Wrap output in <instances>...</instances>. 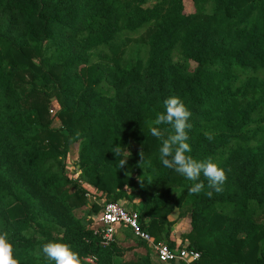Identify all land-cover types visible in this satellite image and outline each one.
Returning a JSON list of instances; mask_svg holds the SVG:
<instances>
[{"label":"trees","instance_id":"16d2710c","mask_svg":"<svg viewBox=\"0 0 264 264\" xmlns=\"http://www.w3.org/2000/svg\"><path fill=\"white\" fill-rule=\"evenodd\" d=\"M147 1L0 0V233L19 264H54L49 241L80 264H151L123 259L116 240L101 246L98 209L75 213L84 185L105 202H138L155 241L199 254L189 264H264V0H152L136 16ZM137 41L144 51L127 54ZM173 96L191 112L187 155L225 170L212 198L162 165L149 132Z\"/></svg>","mask_w":264,"mask_h":264},{"label":"clouds","instance_id":"9594fccd","mask_svg":"<svg viewBox=\"0 0 264 264\" xmlns=\"http://www.w3.org/2000/svg\"><path fill=\"white\" fill-rule=\"evenodd\" d=\"M163 104L165 110L158 113L155 119L149 122L150 134L162 141V146L159 149L162 165L194 182L188 188L190 194L204 192L208 198H212L214 193H220L223 190L222 185L227 180L225 170L211 159L197 161L191 155H187L191 152L190 144L187 142L189 140L188 130L192 127L188 123L191 112L179 97H169L163 101ZM164 124L170 125L173 130V133L167 138H164V132L159 127ZM207 139L211 140L212 136L208 135ZM120 149L121 147L117 146L113 154H119ZM139 155L138 165H141L143 156L141 152ZM127 160L128 158L121 159L119 168L125 167ZM201 176L204 177V180H201ZM205 180L208 191H205ZM41 250L46 258L53 261L54 264H80L77 254L71 251L69 245L65 243L49 241L42 245ZM0 264H19L18 260L14 258L13 244L8 239L7 232L0 233Z\"/></svg>","mask_w":264,"mask_h":264},{"label":"built area","instance_id":"2783aa9c","mask_svg":"<svg viewBox=\"0 0 264 264\" xmlns=\"http://www.w3.org/2000/svg\"><path fill=\"white\" fill-rule=\"evenodd\" d=\"M50 113L53 114V110H50ZM72 168L76 172V174H74V178H76L79 174L78 168ZM119 225L124 226L136 241L146 243L156 255L157 260L162 264L171 262L189 264L195 262L199 258V254L193 249H188L186 247L187 245L181 248L171 249L166 243L156 242L154 238L141 227L139 213L137 211L129 210L113 202H105L102 206L98 227L100 229L101 246H109L115 241L116 228Z\"/></svg>","mask_w":264,"mask_h":264},{"label":"crops","instance_id":"0c3cea01","mask_svg":"<svg viewBox=\"0 0 264 264\" xmlns=\"http://www.w3.org/2000/svg\"><path fill=\"white\" fill-rule=\"evenodd\" d=\"M84 187L86 188L87 186L85 185ZM137 204L138 202H136V205ZM136 205L130 204L127 201L124 203L122 202V206L128 208L129 210H137L138 207ZM92 206L93 205H88V208L92 209ZM172 215H174V213ZM96 218H97L96 215L92 214L90 216V219L92 220V225H91L92 228L99 227V223L95 222ZM185 227H186V224L184 220L177 221V223L172 227L173 229L170 235V239L174 241L176 245H180L182 243L183 234L187 232V229ZM115 240L117 244H119L120 247L126 249L122 257L123 259L132 261V260H137L139 258L148 256L151 264H162L157 260L156 255L154 254V252H152V250L150 249L148 245L147 246L137 245V241L134 238H132V236L129 234V232L124 226L122 225L117 226ZM156 242L164 243L162 240H159ZM187 244L188 242L184 243V245H187ZM165 264H181V262H171V263H165Z\"/></svg>","mask_w":264,"mask_h":264},{"label":"rangeland","instance_id":"374dc122","mask_svg":"<svg viewBox=\"0 0 264 264\" xmlns=\"http://www.w3.org/2000/svg\"><path fill=\"white\" fill-rule=\"evenodd\" d=\"M121 1L123 3H130V4L132 3L131 0H121ZM151 2H152V0H148L146 3L141 4L140 5V9L139 10H136L134 12V13H136V16H144V14L148 15L146 13V11L148 10V8H150V3ZM134 5L136 7L137 6V3L134 2ZM129 9L132 10L131 6L129 7ZM131 37L132 38H138V34L135 33ZM140 51H144V46L140 42H138V41L136 43H131L130 46L127 47V54H130L131 52L135 53V52H140ZM175 60L178 61L177 58ZM263 77L264 76H261V78H263ZM55 125H57V124H55ZM76 159H77V147L72 146L71 156H70V159L68 161L67 167L73 170L72 164H73V162ZM86 190H87V194H86V205L83 208L76 210L75 213L76 214H80V211L81 210H85L86 208H88V205H93V207L96 208V209H98V210L93 211L92 214L97 216L95 222H98L99 223V218L101 216L102 205H103V203H105V201L103 199L95 198L94 197L95 196V193H94V191H93V189L91 187L87 186L86 187ZM136 211L138 212V209ZM171 218L173 220H176L178 218V211H175L174 212V215H172ZM182 220L185 221V224H186V227L185 228L188 230V228H189L188 221L186 219H182Z\"/></svg>","mask_w":264,"mask_h":264},{"label":"water","instance_id":"95a60500","mask_svg":"<svg viewBox=\"0 0 264 264\" xmlns=\"http://www.w3.org/2000/svg\"><path fill=\"white\" fill-rule=\"evenodd\" d=\"M194 264H196V263H194Z\"/></svg>","mask_w":264,"mask_h":264}]
</instances>
